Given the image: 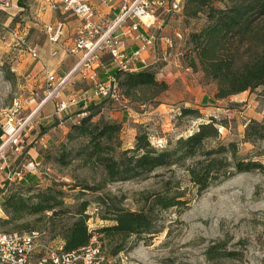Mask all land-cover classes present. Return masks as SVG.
<instances>
[{"label": "rangeland", "instance_id": "374dc122", "mask_svg": "<svg viewBox=\"0 0 264 264\" xmlns=\"http://www.w3.org/2000/svg\"><path fill=\"white\" fill-rule=\"evenodd\" d=\"M34 1L0 0V126L8 114L7 111L16 101L22 104L19 117L23 120L41 102L44 105L25 127L20 141L21 149L17 152L8 149L4 155L5 160H0V191L5 187H19V180L14 178L9 182L8 178L22 170L25 162L33 161L38 164L36 173L26 175L38 178L40 190L58 185L64 192V208L70 209L75 204L89 201L86 213L90 215L87 225L91 232L113 225L111 221L102 219V207L96 203V198L100 195L110 204L121 206L128 211H139L144 205L142 196L160 193L167 187L172 191H184L188 202L186 205L156 210L150 233L118 240L123 248L116 256L111 255L115 243L101 244L95 234L91 241L100 246L107 260L106 264H264V139L249 141L244 135L250 121L264 125V84L254 92L246 91L223 100H215V85L206 83V79L200 77L201 72H198L199 75L192 74V92L195 95L183 96V100L197 103L202 116L200 120L191 117L177 118L178 112L184 108V101L177 96H181L177 82L174 87L167 89V92H161L153 100H149L153 95L151 91L143 92L141 100L140 97L126 98L122 93L118 101L110 102L97 98L103 101V108L126 116L123 123L125 127L120 136L124 148L133 145L131 134L143 129L148 131L152 145L166 148L168 143L173 145L178 136L194 133L198 124L207 123L209 118H213L217 121L219 137L210 140L208 146L217 148L218 144L234 142L240 160L257 162L262 165V169L248 173H236L233 169L232 176L202 193H197L196 187L188 181L185 171L176 166L171 171L159 169L144 178L107 183L97 192L83 190L85 187L96 189L103 185L104 175L101 170L82 167L77 159L70 161L83 145V141H66L67 134L64 135V132L66 128L70 130L71 124L64 123V116L67 109L78 104V100L86 102V107L96 101L92 100L93 85L80 76V81L66 87L67 78L55 93V87L61 80L55 83L43 79L45 75L38 78L40 73L37 70L34 72L38 59L30 57L21 42V39H24L25 43L32 47L29 38L30 34L36 31L37 33L32 35L35 43L42 42L43 46L47 41L45 34L39 29L31 28V32L27 31L28 24L38 23L35 7L38 3ZM182 3L183 1L179 0L180 10L167 12L160 9L155 13V26L152 29L146 28L148 34L156 37L155 45L149 54L158 52L160 39L166 37L174 52L169 53L167 50L164 59L176 55L180 61L186 63L190 50V35L199 31L205 18L202 14L197 18H185ZM143 20L146 23L152 21ZM102 61L111 68L107 56L103 57ZM161 61L162 58L158 59L156 56L152 66L146 60L147 70L155 74L159 70L158 67L164 65ZM119 77L123 76L118 75L117 78ZM30 98L35 99L32 106L27 104ZM60 100L68 103V108L57 115L56 104ZM104 114V118L109 119L107 110ZM39 116L48 118L40 120L38 124L36 119ZM69 152L71 153L67 161L70 163L62 166L59 159L62 153ZM28 221L36 227L35 231L46 233L41 245L58 248L61 245L59 233L72 219L63 217L46 224H35L32 219ZM13 230V225L0 226V232ZM214 246L219 247L218 253L237 252L240 256L236 259L228 256L210 259L206 251Z\"/></svg>", "mask_w": 264, "mask_h": 264}, {"label": "trees", "instance_id": "16d2710c", "mask_svg": "<svg viewBox=\"0 0 264 264\" xmlns=\"http://www.w3.org/2000/svg\"><path fill=\"white\" fill-rule=\"evenodd\" d=\"M182 1L185 18H197L201 14L205 18L199 31L190 35L186 65L194 72H201L206 83L215 85L214 99L223 100L246 91L254 92L263 85L264 0ZM121 76L119 87L126 98L140 97L141 100L143 92L151 91L153 95L149 100H153L168 89L165 82L155 79V74L147 69ZM187 117L202 119L199 110L192 107L182 108L177 114L178 119ZM208 121L198 124L194 133L178 136L175 143H168L166 148L152 145L146 129L139 130L133 145L124 148L120 137L122 122L104 118L99 108L90 104L77 122L70 125L67 133L66 141H83L70 161L77 159L82 167L102 171L103 185L96 189L83 188L92 192L99 191L107 183L144 178L159 169L171 171L176 166L185 171L197 193H202L232 176L233 169L236 173L262 169L257 162L240 160L234 142L218 144L217 148L209 147L207 143L216 140L219 134L217 121L213 118ZM1 134L0 131V137ZM244 135L249 141L264 139V125L250 121ZM70 153H62L59 159L62 166L70 163L67 161ZM24 177L19 180V187H5L0 191L1 207L6 217L0 218V226L13 225V231L27 233L36 229L28 220L46 224L71 217L72 222L59 233L60 246L67 253L86 248L96 234L101 244L115 243L111 255L116 256L123 248L118 240L150 233L156 210H168L188 203L184 191H172L168 187L160 193L142 196L144 205L139 211H128L110 204L100 195L96 203L102 207V219L111 221L113 225L91 232L87 225L90 215L86 213L89 201L75 204L70 209L64 208V192L58 185L40 190L37 177ZM218 248H208L206 255L210 259L221 256L236 259L240 256L237 252L218 253Z\"/></svg>", "mask_w": 264, "mask_h": 264}, {"label": "built area", "instance_id": "2783aa9c", "mask_svg": "<svg viewBox=\"0 0 264 264\" xmlns=\"http://www.w3.org/2000/svg\"><path fill=\"white\" fill-rule=\"evenodd\" d=\"M95 0H39L40 12H56L70 15L78 19L81 24L76 30L74 38L66 52L77 57L74 71L93 85L94 98L118 101L121 97L118 75L138 72L139 66L146 64L145 54L153 49L156 41L154 35L146 32L155 26V13L163 9L169 11L180 10L179 0H120L121 7L118 13L110 20H94ZM102 4H109L112 0H97ZM7 5V2H6ZM143 19H151L146 23ZM64 25L58 23L55 28L46 29L50 42H58L63 35ZM131 41L136 48L129 52L127 42ZM25 50L36 59L35 49L21 39ZM168 46L171 44L168 42ZM107 56L114 68V72L107 74L104 80L99 78L98 69L104 68L102 58ZM67 78V77H66ZM66 78L61 79L55 87L59 89ZM29 106L35 104V99L27 101ZM43 102L36 106L27 118L21 119L22 104L14 102L8 114L1 123L0 160H5L8 149L17 152L21 149V136L29 125L31 118L38 113ZM68 108V103L60 100L56 104L57 115ZM38 164L33 161L25 162L22 170L12 174L11 180H21L26 174L36 173ZM2 208H0V213ZM45 232L32 231L27 233L0 232V264H106L100 246L94 241L86 248L71 253L63 252L62 247L41 245ZM40 250V252H39Z\"/></svg>", "mask_w": 264, "mask_h": 264}, {"label": "crops", "instance_id": "0c3cea01", "mask_svg": "<svg viewBox=\"0 0 264 264\" xmlns=\"http://www.w3.org/2000/svg\"><path fill=\"white\" fill-rule=\"evenodd\" d=\"M34 2L38 3L39 0H35ZM120 5H121L120 0H112L111 2H109V4H102L99 1L95 0L93 3V7L95 8V16L93 17V19L94 20L112 19L118 13L119 8L121 7ZM35 7L37 9L38 4H36ZM36 12L38 14V20H37L38 23H35V24L27 23L29 27L28 28L29 30L27 31L31 32V28L39 29L42 33L45 34L47 41L42 46V42L35 43V41H33L34 38L32 35L35 32L30 34L29 41L32 44V48L35 49L36 52L38 53V57H37L38 60L34 59V60H37V63L34 66L35 68L34 72L37 70L38 73H40L38 78H41L42 75L43 76L45 75L43 79L46 78L51 81H54L55 83L58 80H61L63 78L65 79L67 77L68 80L66 81V84H65L66 87L67 85L71 83L80 81V75L77 74L76 71H74L75 65L78 59L75 56L69 55L66 52V49L67 47L71 45L72 40L74 38V34L76 30L78 29V27H80L81 22L75 17L67 15V14L62 15L60 13H56L52 11L42 13L39 11V9H37ZM58 23H62L64 25V31H63L62 38L58 42H52V41L50 42L47 36V33H46V29L49 27L55 28ZM168 41L169 39L166 37H164L163 39H160V43L158 45V52H155L154 55H151L149 53L145 54L144 57L146 58L148 63L151 64L152 66H153L152 63H155L154 60L156 56H158V59L162 58L161 62H164V65L161 68L158 67L159 70L158 72L155 73V78L157 80L164 81L168 85L169 90L172 88V86L174 87V84L177 82V85L181 89V91L179 92L181 96L180 95H177V96L179 97L181 101H184L183 103L184 108L192 107V108L198 109L196 102H191V101L185 102V100H183L184 99L183 96H186L189 94V96L192 97L193 94L195 95V93L192 92V90L194 91L193 89V78L194 77L192 76V74L199 75V73L192 72V70L187 67L186 63L180 61V59L177 58L176 55L173 57L170 55L167 60L164 59V56L167 54V50L169 53L174 52V50L171 49L172 45L170 47L166 46L168 45L167 44ZM135 48H136V45L133 44V42L131 41L127 42V50L129 52H132ZM102 65L105 67L98 69L99 77L101 79H105L107 74H111L112 72H114V68L113 66L109 68V66H107L104 61H102ZM147 68L148 66L146 67L139 66L138 72H141L142 70H145ZM200 77H202L201 73H200ZM195 88H197V84ZM77 94H79V92L75 93L74 95L77 96ZM214 94H215V88H214ZM170 99H172V96L170 97ZM92 100H96L94 101V103H91V105L99 108L100 115H103L104 111L107 110L108 111L107 116L109 117V119L122 122V124L124 123V119L126 117L124 114H120L119 112L115 110L111 112V110L103 108L102 100H97L94 98ZM76 103L78 104L71 106L72 107L71 109H67V111H65L64 123L69 122V124H72V123L77 122V120L80 118L81 114L83 113L84 108L86 107L85 106L86 102L84 101L82 102V100H78V102ZM42 107H44V105H42L40 109H42ZM47 118H48L47 116H43V118L39 116L36 119V123L39 124L40 120H44ZM40 124H42V122H40ZM123 127H125V124H123ZM68 131L69 129L66 128L64 135H66ZM134 136H135V133L131 134V137H130L133 141H134L133 139ZM1 205L2 204H1V197H0V208H2ZM0 218H6L3 211L0 213Z\"/></svg>", "mask_w": 264, "mask_h": 264}]
</instances>
